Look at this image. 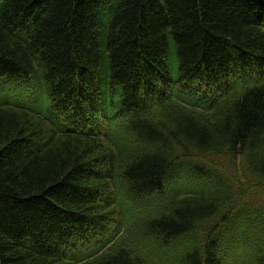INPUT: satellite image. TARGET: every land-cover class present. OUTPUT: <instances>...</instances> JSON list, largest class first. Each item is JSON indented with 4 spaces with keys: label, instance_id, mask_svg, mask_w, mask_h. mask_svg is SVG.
I'll use <instances>...</instances> for the list:
<instances>
[{
    "label": "trees",
    "instance_id": "1",
    "mask_svg": "<svg viewBox=\"0 0 264 264\" xmlns=\"http://www.w3.org/2000/svg\"><path fill=\"white\" fill-rule=\"evenodd\" d=\"M0 264H264V0H0Z\"/></svg>",
    "mask_w": 264,
    "mask_h": 264
},
{
    "label": "rangeland",
    "instance_id": "2",
    "mask_svg": "<svg viewBox=\"0 0 264 264\" xmlns=\"http://www.w3.org/2000/svg\"><path fill=\"white\" fill-rule=\"evenodd\" d=\"M34 81V80H33ZM35 85H37L36 83H35Z\"/></svg>",
    "mask_w": 264,
    "mask_h": 264
}]
</instances>
